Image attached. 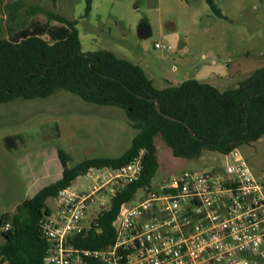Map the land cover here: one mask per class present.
Instances as JSON below:
<instances>
[{
  "label": "rangeland",
  "instance_id": "374dc122",
  "mask_svg": "<svg viewBox=\"0 0 264 264\" xmlns=\"http://www.w3.org/2000/svg\"><path fill=\"white\" fill-rule=\"evenodd\" d=\"M9 1L0 0V37L32 20L54 24L48 14H60L77 20L83 52L109 50L161 75L165 86L196 79L223 91L237 88L264 65V0H212L221 16L207 0H92L87 15L85 0H11L20 3L13 17ZM143 21L151 29L147 38L136 33ZM155 42L170 49L156 48ZM136 133L123 109L86 102L63 89L46 98L0 103V217L61 177L59 150L67 156L68 167L85 159L116 158ZM10 134L20 135L13 149L4 141ZM154 141L158 167L151 189L179 172L216 170L228 160L210 150L196 159L175 157L160 137ZM236 149L264 180V135ZM72 185L88 190L91 181L81 175ZM144 194L145 189H138L129 203L136 204ZM98 203L95 199L89 212L98 211ZM55 206L54 198H47L44 210Z\"/></svg>",
  "mask_w": 264,
  "mask_h": 264
},
{
  "label": "trees",
  "instance_id": "16d2710c",
  "mask_svg": "<svg viewBox=\"0 0 264 264\" xmlns=\"http://www.w3.org/2000/svg\"><path fill=\"white\" fill-rule=\"evenodd\" d=\"M85 1L87 15L92 0ZM207 1L221 16L212 0ZM19 4L11 0L7 4L12 17ZM48 17L56 23L32 20L28 26L10 29L0 37V103L17 98H46L63 89L86 102L123 109L137 133L130 147L116 158L85 159L68 167L67 156L58 151L63 167L61 177L24 199L15 212L0 217V225L10 224L0 231V255L8 264H42L46 242L37 223L47 213L45 201L55 198L59 189L70 185L90 167H118L140 149L145 151L141 177L118 190L109 207L100 211L97 224L101 231L91 229L85 238L76 240L82 247L101 248L114 239L113 221L121 205L130 202L138 189H151L158 167L155 137L170 147L173 156L196 159L204 150L228 153L264 135V65L238 82L237 88L221 91L207 82L187 79L158 89L142 68L128 59L106 49L83 52L76 19L54 13ZM154 99L159 101L163 113L179 121L159 114ZM19 138V134L7 135L5 145L16 148Z\"/></svg>",
  "mask_w": 264,
  "mask_h": 264
},
{
  "label": "built area",
  "instance_id": "2783aa9c",
  "mask_svg": "<svg viewBox=\"0 0 264 264\" xmlns=\"http://www.w3.org/2000/svg\"><path fill=\"white\" fill-rule=\"evenodd\" d=\"M144 154L118 167H90L81 174L88 190L72 183L58 190L55 208L37 223L46 242L42 264H264V180L236 148L221 154L228 160L219 169L179 172L136 204L123 203L112 243L79 246L89 230L101 231L99 213L116 192L141 177ZM95 199L99 210L89 212ZM0 264H8L2 255Z\"/></svg>",
  "mask_w": 264,
  "mask_h": 264
},
{
  "label": "water",
  "instance_id": "95a60500",
  "mask_svg": "<svg viewBox=\"0 0 264 264\" xmlns=\"http://www.w3.org/2000/svg\"><path fill=\"white\" fill-rule=\"evenodd\" d=\"M136 33H137V36L139 38H147V37H149L151 35V29H150V27L148 25H146L144 23H140L137 26ZM154 108L159 114H161L165 118L170 119V120H174V121H179V119H177V118H175L173 116H170L168 114L163 113L161 108H160V103H159V101L157 99H154ZM186 127L191 131V129H190V127L188 125H186Z\"/></svg>",
  "mask_w": 264,
  "mask_h": 264
},
{
  "label": "crops",
  "instance_id": "0c3cea01",
  "mask_svg": "<svg viewBox=\"0 0 264 264\" xmlns=\"http://www.w3.org/2000/svg\"><path fill=\"white\" fill-rule=\"evenodd\" d=\"M171 24H173V23H171ZM146 25H147V23H146ZM137 62H135V64H136ZM137 65H139L141 68H142V70L144 71V73H145V75L152 81V84H153V86L154 87H156V88H158V89H161V88H164L165 87V85H163V77H161V75H155L152 71H148L146 68H145V66L144 65H142V64H140V63H138ZM256 69V68H255ZM156 77L159 79H157L156 80ZM168 84H173L172 82H168ZM167 84V85H168ZM178 84V83H177ZM3 243V238H2V241H0V244H2Z\"/></svg>",
  "mask_w": 264,
  "mask_h": 264
}]
</instances>
